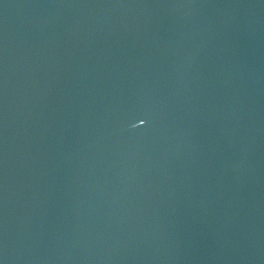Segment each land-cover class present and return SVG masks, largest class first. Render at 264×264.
I'll use <instances>...</instances> for the list:
<instances>
[{
	"label": "water",
	"instance_id": "obj_1",
	"mask_svg": "<svg viewBox=\"0 0 264 264\" xmlns=\"http://www.w3.org/2000/svg\"><path fill=\"white\" fill-rule=\"evenodd\" d=\"M0 264H264V0H0Z\"/></svg>",
	"mask_w": 264,
	"mask_h": 264
}]
</instances>
